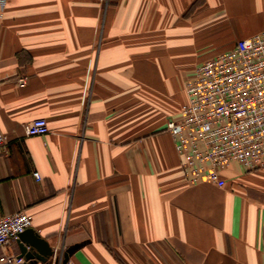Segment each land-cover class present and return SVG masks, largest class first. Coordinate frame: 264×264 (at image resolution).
<instances>
[{
    "label": "crops",
    "instance_id": "1",
    "mask_svg": "<svg viewBox=\"0 0 264 264\" xmlns=\"http://www.w3.org/2000/svg\"><path fill=\"white\" fill-rule=\"evenodd\" d=\"M262 30L264 0H6L0 217L29 213L52 264H264V167L190 184L165 129L183 73Z\"/></svg>",
    "mask_w": 264,
    "mask_h": 264
},
{
    "label": "built area",
    "instance_id": "2",
    "mask_svg": "<svg viewBox=\"0 0 264 264\" xmlns=\"http://www.w3.org/2000/svg\"><path fill=\"white\" fill-rule=\"evenodd\" d=\"M6 0H0V19ZM19 85L25 78L18 79ZM186 99L178 116L167 120L183 178L190 184L225 185L222 171L232 162L246 169L264 167V30L238 39L228 50L191 70L184 81ZM48 131L44 118L24 126L26 135ZM8 136L0 130V149ZM34 177L40 180L38 172ZM31 227L26 211L0 217V246L17 240ZM23 257L0 256V264H18Z\"/></svg>",
    "mask_w": 264,
    "mask_h": 264
},
{
    "label": "water",
    "instance_id": "3",
    "mask_svg": "<svg viewBox=\"0 0 264 264\" xmlns=\"http://www.w3.org/2000/svg\"><path fill=\"white\" fill-rule=\"evenodd\" d=\"M19 243L18 257H23L24 261L18 264H52L53 250L48 242L42 238L32 227L26 228L18 235ZM54 263L57 260L54 259Z\"/></svg>",
    "mask_w": 264,
    "mask_h": 264
},
{
    "label": "rangeland",
    "instance_id": "4",
    "mask_svg": "<svg viewBox=\"0 0 264 264\" xmlns=\"http://www.w3.org/2000/svg\"><path fill=\"white\" fill-rule=\"evenodd\" d=\"M188 73V72H187ZM186 72H184L183 73V77H182V81H181V85H180V87H179V94H178V96H176V97H178V99H183L181 96H186L185 95V88H184V81H185V79H186V74H187ZM188 75V74H187ZM147 100H145V99H143V96L141 95V102H143L144 104H145V102H146ZM148 102V101H147ZM184 102V101H183ZM183 102H180V104H179V106H178V109H177V111L176 112H174L175 110H173V111H171V113L170 114H167V117H166V120H165V124H166V122H167V120H169V119H174V118H176L177 116H178V111H179V109H180V106L182 105V103ZM146 105H147V103H146ZM145 105V106H146ZM149 105V104H148Z\"/></svg>",
    "mask_w": 264,
    "mask_h": 264
}]
</instances>
